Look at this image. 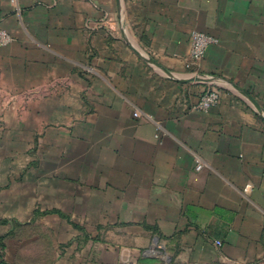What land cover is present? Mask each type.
Masks as SVG:
<instances>
[{
    "label": "crops",
    "instance_id": "crops-1",
    "mask_svg": "<svg viewBox=\"0 0 264 264\" xmlns=\"http://www.w3.org/2000/svg\"><path fill=\"white\" fill-rule=\"evenodd\" d=\"M0 28L4 264H264V0H0Z\"/></svg>",
    "mask_w": 264,
    "mask_h": 264
},
{
    "label": "built area",
    "instance_id": "built-area-1",
    "mask_svg": "<svg viewBox=\"0 0 264 264\" xmlns=\"http://www.w3.org/2000/svg\"><path fill=\"white\" fill-rule=\"evenodd\" d=\"M12 36L6 30L0 28V47L9 44ZM218 43V38L214 35L199 30H191L189 34V55L192 62H198L204 56L206 50L214 44ZM220 99L219 92L215 89L205 90L199 97L198 101L192 106L196 111H207L211 107L218 104ZM137 114V113H136ZM203 164L199 162L196 169H201ZM217 245H221L220 241H216ZM135 264V263H126Z\"/></svg>",
    "mask_w": 264,
    "mask_h": 264
},
{
    "label": "trees",
    "instance_id": "trees-1",
    "mask_svg": "<svg viewBox=\"0 0 264 264\" xmlns=\"http://www.w3.org/2000/svg\"><path fill=\"white\" fill-rule=\"evenodd\" d=\"M3 245L2 243L0 242V264H4V260H3Z\"/></svg>",
    "mask_w": 264,
    "mask_h": 264
}]
</instances>
